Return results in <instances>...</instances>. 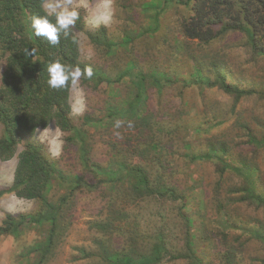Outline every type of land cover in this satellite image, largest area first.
Returning <instances> with one entry per match:
<instances>
[{
  "label": "rangeland",
  "instance_id": "obj_1",
  "mask_svg": "<svg viewBox=\"0 0 264 264\" xmlns=\"http://www.w3.org/2000/svg\"><path fill=\"white\" fill-rule=\"evenodd\" d=\"M148 1L111 0L114 17L111 23L104 26L116 37L119 36L120 29L126 26L134 28L132 32L137 33L146 24H152V10L145 7ZM102 2L103 0H73L83 20V30L78 33L79 55L82 60L102 65L110 74L119 72V68L123 67L128 59L127 56L133 55L138 59L137 65L143 70L158 67L173 74V77L178 74L187 76L191 61L181 54L185 51H176L177 40H183L188 46L187 50L194 49L202 54L211 53L213 61L217 60L226 67L228 79L241 88L251 90V93L234 103L233 96L216 87L204 90L197 86L185 88L179 81H175L159 90L155 83H147L148 99L142 118L133 120L131 128H128L125 122L121 128L116 129L113 127L116 120L112 119L104 128L98 130L97 134L94 132L95 128L91 129V132L95 133L91 142L92 156L98 158V162L104 163L102 153L106 156L117 154L127 160L126 148L137 145L141 139L140 130L152 122L155 123L154 130L157 127L159 131L151 137L164 147L161 162L165 169L153 167L151 171L170 172L168 183L184 195L186 200L172 201L150 197L138 205L129 206L128 202L121 198L118 202L122 210L134 212L129 214L130 221L135 222L134 230L139 234L135 236L130 228L101 234L93 223L104 216L100 214L103 200L97 201L94 192L86 189L79 191L71 197L65 207L68 228L54 255L46 264H103L94 256V240L98 236H107L109 247L120 248L126 243L146 246L147 242L139 241L140 235L143 240H147L145 236L150 238L157 230L165 233L171 243L169 248L173 251L183 249L185 232L192 231L195 234L197 251L208 264H225L226 256H229L232 264H264V243L247 231V228L254 226L264 229V205H256L247 199L240 200L243 195L241 189L247 184L246 178L228 167L219 174L214 160L190 158L191 152L205 153L208 142L222 141L227 146L224 161L236 166L241 165L242 161L254 165L257 189L264 191V147L253 141L264 136V57L255 56L250 52L244 31L228 32L208 45L200 44L197 39L186 41L181 31L179 32L180 22L182 17L190 16L192 12L183 6L178 9L170 6L166 9L159 18L158 30L152 35L136 39L131 53L123 48H120L121 52L118 51L117 54L104 52L93 48L85 34L87 30L98 28L93 27V14ZM176 55L179 57L175 58ZM2 69L3 63L0 61V73ZM105 85L106 83H102L96 89L91 84L84 87L79 82L70 87L69 102L75 123L81 121L83 114L93 117L106 116L105 102L114 103L118 100V96L111 95L110 89L116 88L123 97L127 95L131 85L134 88L131 81L108 87ZM204 122L205 126L209 124L210 128L198 127ZM196 128H199V131ZM116 132L120 133L119 137ZM65 135L51 123L45 128L37 129L33 139L44 145L45 151L56 159L59 167L65 172H83L75 151H62ZM21 148L20 144L13 157L6 161L0 160V188H7L12 183L17 153ZM130 161L133 164L148 160L134 156L130 157ZM154 161L159 163L156 159ZM63 192L62 188L54 184L48 196L56 199ZM216 195L221 199L222 205L225 204L228 217H231L239 228H221L215 212ZM39 206V200L20 198L13 193L3 194L0 197V221L6 213L13 216L34 213ZM44 233L43 229L25 225L19 236H0V264L33 262L36 256L29 254L28 247L41 240ZM81 248L85 252H81ZM83 253L87 255L82 256ZM159 264L189 262L167 256Z\"/></svg>",
  "mask_w": 264,
  "mask_h": 264
},
{
  "label": "trees",
  "instance_id": "obj_2",
  "mask_svg": "<svg viewBox=\"0 0 264 264\" xmlns=\"http://www.w3.org/2000/svg\"><path fill=\"white\" fill-rule=\"evenodd\" d=\"M41 5L42 0H0V61H3L0 73V160L6 161L13 157L17 147L22 145L17 153L12 183L7 188H0V197L13 193L17 197L40 202L39 209L34 213H21L17 216L6 213L0 221V236H19L25 225L43 229V238L28 247L29 254L36 256L30 264H46L54 255L68 228L65 207L71 197L79 191L86 189L94 192L97 201L103 200L100 214L104 216L93 223L101 234L121 231L123 228H130L135 236L139 234L134 230L135 222L130 221L129 214L134 212L122 210L118 202L121 198L128 202L129 206L138 205L150 197L172 201L186 200L184 195L168 183L170 172L151 171L153 167L165 169L161 162L164 147L151 137L159 131L157 127L154 130L153 122L140 130L141 139L137 145L126 148L127 160L117 154L106 156L102 153L105 161L103 163L92 156L91 142L94 134L109 121L115 119L132 122L142 118L148 99L147 83H155L159 90L175 81H179L185 88L197 86L204 90L216 87L233 96L234 103L251 93V90L241 88L230 81L226 75V67L217 60L213 61L211 53L202 54L194 49L187 50L188 46L183 40H177L176 51H185L181 54L191 61L187 76L178 74L173 77V74L158 67L143 70L137 65L138 59L133 55L127 56L128 59L124 66L119 68V72L109 74L102 65L80 58L78 33L83 30L82 15L69 37L62 36L59 44L55 46L50 45L45 38L34 35L31 18L44 15ZM180 6L192 12L190 16L182 17L180 22L179 32L181 31L186 41L197 39L200 44L208 45L228 32L244 31L250 52L255 56L264 57V0H149L145 7L152 10V24H146L137 33L132 32L134 28L126 26L120 29L119 36L116 37L106 26L101 25L96 30L85 31V34L93 48L115 54L123 48L131 53L136 39L152 35L158 30L159 18L166 9H178ZM26 49H35L36 52L32 57L27 56L24 54ZM178 57L179 55L175 56ZM55 59L73 67L79 66L82 70L91 66L93 77H81L79 81L84 87L91 84L97 89L102 83H106L105 87H108L131 81L134 88L131 85L129 92L123 97L116 88L110 89L111 95L118 96V100L114 103L105 102L106 116L93 117L83 114L81 121L75 123L69 102L71 85L57 90L50 88L47 83V65ZM51 123L66 134L62 151L74 150L84 173L82 170L65 172L59 167L56 159L45 151L44 145L33 139L37 129L45 128ZM198 127L208 129L210 125L205 126L204 122ZM93 128L94 134L91 132ZM199 128L196 130L199 131ZM253 141L264 147V136ZM226 152L227 146L222 141H210L205 153L191 152L190 158L216 161L219 174L225 167L242 174L247 184L241 189L243 195L240 200L247 199L256 205H264V191L256 186V167L246 161H242L238 166L225 162ZM128 155L139 156L148 161L132 164ZM155 159L159 163H155ZM54 184L64 192L56 199H51L48 194ZM214 199L215 212L221 228H239V225L228 217L229 213L224 207L225 204L222 205L221 199L217 195ZM183 217L190 221L185 215ZM262 230L264 229L255 226L247 228V231L264 243ZM185 234L183 249L175 251L169 248L171 243L160 230L150 238L146 235L147 240H143L140 235L139 241L147 242L146 246L126 243L120 248L109 247L107 236H98L94 240V256L103 264H159L167 256L185 259L189 264H208L197 251L195 234L189 230ZM79 250L85 252L82 248ZM225 262L232 264L229 256L225 257Z\"/></svg>",
  "mask_w": 264,
  "mask_h": 264
},
{
  "label": "clouds",
  "instance_id": "obj_3",
  "mask_svg": "<svg viewBox=\"0 0 264 264\" xmlns=\"http://www.w3.org/2000/svg\"><path fill=\"white\" fill-rule=\"evenodd\" d=\"M42 8L44 15L33 16L31 18V28L36 37H42L47 40L50 45H57L61 37H69L71 30L75 27L80 17L78 7L73 4V0H42ZM114 17V8L111 0H103L101 5L93 14V27H99L101 24L107 25L112 22ZM35 49H26L25 55L33 56ZM3 63V61H2ZM48 79L47 83L52 89H63L76 86L81 77L91 79L93 71L91 66L85 67L83 70L79 66H70L62 63L59 59L52 60L47 65ZM125 122L116 120L113 127L119 129ZM133 125L129 121L127 127ZM118 137L119 132L115 133Z\"/></svg>",
  "mask_w": 264,
  "mask_h": 264
}]
</instances>
